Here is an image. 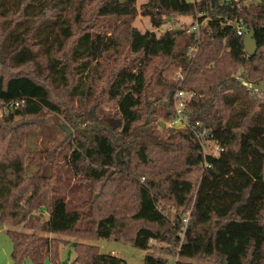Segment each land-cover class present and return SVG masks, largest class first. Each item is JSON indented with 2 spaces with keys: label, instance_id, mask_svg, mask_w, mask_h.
<instances>
[{
  "label": "trees",
  "instance_id": "16d2710c",
  "mask_svg": "<svg viewBox=\"0 0 264 264\" xmlns=\"http://www.w3.org/2000/svg\"><path fill=\"white\" fill-rule=\"evenodd\" d=\"M94 1L0 0L2 66L31 65L40 69L38 77L46 72L51 87L66 88L77 98L96 99L92 81L104 77L103 102L114 108V114L99 112L82 131L69 120L83 139L73 146L69 165L84 181L78 192L86 193L74 194L71 202L50 184L47 170L25 178L24 156L16 152L20 141L6 147L0 159V220L23 229L8 231L11 264H61L59 249L67 244L50 235L113 240L142 251L163 243L166 255L177 258L170 264H264V91L259 88L264 0H147L139 15L153 29L179 18L191 21L158 36L130 26L136 0H98L95 21L107 20L104 30L80 28ZM199 14L198 36L188 34ZM239 21L254 32L252 57L235 32ZM191 47L197 48L194 56L188 54ZM64 52L72 70L56 58ZM110 60L112 67L105 65ZM168 65L180 71L182 82L165 73ZM178 88L193 94L183 110L190 128L159 133L155 122L175 117L171 94ZM0 103L10 119L59 114L48 89L26 74H0ZM192 130L204 132L201 141L218 151L205 153ZM112 168L115 173L108 176ZM112 182L116 191L107 187ZM165 198L176 210L173 220L158 204ZM73 250L71 264H126L96 246L77 242ZM168 263L146 255L142 264Z\"/></svg>",
  "mask_w": 264,
  "mask_h": 264
},
{
  "label": "rangeland",
  "instance_id": "374dc122",
  "mask_svg": "<svg viewBox=\"0 0 264 264\" xmlns=\"http://www.w3.org/2000/svg\"><path fill=\"white\" fill-rule=\"evenodd\" d=\"M146 2L147 0H136V17L130 23V26L137 29L139 32L144 33L146 31H153L154 34L158 36L166 29L179 28L183 26H189L191 24L189 19L179 18L177 20L169 21V23L158 29H153L149 24L148 18L139 15L140 6ZM97 4L98 0H95L94 2L87 5L85 11L83 12V17L81 18L82 22L80 28H88L90 31L104 30L101 26L102 24L105 26L107 24V20L98 19L95 21V10ZM119 21L120 20H115V22H117L116 25L119 24ZM73 29L76 31V27H73ZM56 58L60 59L62 63H67L68 69L72 70L73 64L69 61V58L65 52L57 55ZM119 60L122 62L121 58H119ZM112 61L114 60L108 61L105 65L109 63V67L114 66ZM128 63L129 61L124 62V64ZM108 69L110 70V68ZM176 71L177 70H175L172 65H168L165 73H170V79L173 80L175 78ZM109 72L110 71L106 70L104 76H106ZM0 74H2V76L5 78L24 74L34 78L36 77V79H38V81L48 89L53 103L59 107V114L44 111L41 115L35 117H14L13 119H10L7 111L4 109V105L0 103V159L3 157V152L7 151L6 147L8 145L10 147L15 141H20L21 146L16 152L24 156L23 165L24 176L26 179L31 178L34 175L36 176L39 172L43 173L44 170H47V172H49L48 174L53 177L50 181V184L53 187L55 186L58 188L61 192H64L66 194L67 200H70V202L74 199V194H86L84 193V190L78 192V190L82 189V187H78V184L82 185L84 181H81L82 179L79 177V173L76 175V171L69 165V156L73 146L75 145L76 141L81 142L83 140L77 134L76 129L70 126L71 124L69 120L76 122L77 125L80 126V131H82L84 126L85 128L88 127L87 123L91 121V119L95 118L99 112L114 114V108L112 104L103 102L106 100L103 96L106 86L104 77L97 80L93 79L92 81V84L94 87H96L94 91L96 93V99H94L85 95L77 98L75 96H71L69 90L66 88L56 89L51 87L48 80L44 78L46 76V72H44L42 77H38V74H40V69H34V67L31 65H25L18 69H10L9 67L2 66L0 62ZM69 78L70 80H73L74 76L70 73ZM259 88L263 89L264 91V84H260ZM56 123L68 127L71 131V135L66 141H63L65 134L58 128ZM167 124L168 123H165L164 121L157 120L154 126L157 129V132L162 133L164 130L169 128ZM68 141H71L72 144H66ZM202 144L203 151L205 153H215L214 146L210 142L203 141ZM8 151L15 152L12 149H9ZM122 153L123 149L120 147L116 153V159L118 163L123 161ZM45 167L49 169H44ZM50 168H53V170L51 171ZM184 169L185 167H182L181 170L183 171ZM114 173L115 169L112 168L109 170L108 176H112ZM192 175H195V172H192L191 176ZM108 176L107 178H109ZM99 187L94 188V192L97 193L99 191ZM107 187L108 189H114L115 183H108ZM116 190L117 189L115 188V191ZM126 190L130 191L131 193L133 192L132 186L129 184L127 185ZM158 204L164 210L165 215L169 218V220H173L176 210L170 205L171 202L165 198L161 199ZM32 212L36 213L35 210ZM43 217L46 218V214H43ZM12 230L23 229L21 225L17 227H11L7 222L0 220V264H11L10 253L12 250V243L9 238L8 231ZM26 232L30 231L26 230ZM50 237H54L55 239L63 242V245L67 244L60 247L59 249L58 258L61 264H70L73 261V244L77 242L96 246L101 254H111L112 252L113 257L125 261L126 264H142L143 258L146 255L166 258L169 261L168 264H170L171 260L174 258V256L169 257L166 255L165 249L167 246L163 243L154 242L151 245V249L148 251H142L132 247L129 243L113 240H83L66 235H50ZM24 264L29 263L25 262ZM44 264L49 263L46 261Z\"/></svg>",
  "mask_w": 264,
  "mask_h": 264
},
{
  "label": "built area",
  "instance_id": "2783aa9c",
  "mask_svg": "<svg viewBox=\"0 0 264 264\" xmlns=\"http://www.w3.org/2000/svg\"><path fill=\"white\" fill-rule=\"evenodd\" d=\"M185 1L186 2H190L192 4H197L201 0H185ZM238 1L239 0H223V2L227 3V4L230 3V2H235L236 3ZM198 18H203V14H199V15L196 16V19H195L193 25L190 26L188 28V30H187L188 34L192 33L195 36H198V28H199V25H200V23H198V21H197ZM235 32H236V34L238 36L243 37L248 31L246 30L245 25L241 21H239V22L235 23ZM196 51H197L196 47H191V48L188 49V54L190 53V55L193 54V56H194ZM174 80H178L179 82L183 81V77L181 76L180 71L176 72ZM192 96H193L192 93L185 92V91H183V90H181L179 88L176 89L173 94H171L175 117L170 123L167 124V126L169 128L178 129V130H185V129H189L190 128V126L187 123L186 117L183 114V110H184L186 104L191 101ZM192 131L194 133L195 138L197 140L201 141V135L204 134V132L201 133V135H199L195 130H192ZM201 144H202V141H201ZM217 151H218V147L215 146L214 147V152L216 153ZM189 215H190V211H188L186 213V215L182 219V231L179 233L180 242L183 239V233L185 231V227L188 224ZM112 254L113 253L111 252V255ZM176 260H177V258L175 257L173 262L175 263Z\"/></svg>",
  "mask_w": 264,
  "mask_h": 264
},
{
  "label": "water",
  "instance_id": "95a60500",
  "mask_svg": "<svg viewBox=\"0 0 264 264\" xmlns=\"http://www.w3.org/2000/svg\"><path fill=\"white\" fill-rule=\"evenodd\" d=\"M242 45H243V50L245 54L249 57H252L257 50L256 42L254 39V32L252 29L248 30V32L243 36L242 38ZM58 128L64 132V138L63 141H66L68 137L71 135V131L69 130L68 127L56 123Z\"/></svg>",
  "mask_w": 264,
  "mask_h": 264
}]
</instances>
